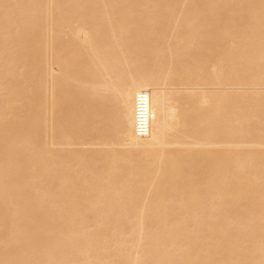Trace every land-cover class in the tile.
<instances>
[{"label":"bare ground","instance_id":"bare-ground-1","mask_svg":"<svg viewBox=\"0 0 264 264\" xmlns=\"http://www.w3.org/2000/svg\"><path fill=\"white\" fill-rule=\"evenodd\" d=\"M0 264H264V0H0Z\"/></svg>","mask_w":264,"mask_h":264},{"label":"built area","instance_id":"built-area-1","mask_svg":"<svg viewBox=\"0 0 264 264\" xmlns=\"http://www.w3.org/2000/svg\"><path fill=\"white\" fill-rule=\"evenodd\" d=\"M143 103H139L138 120L136 125V133L139 137H146L150 133V121L147 113V104L144 100H139Z\"/></svg>","mask_w":264,"mask_h":264}]
</instances>
